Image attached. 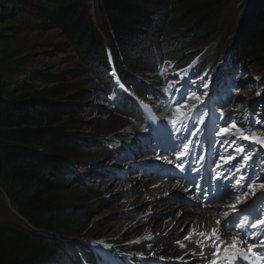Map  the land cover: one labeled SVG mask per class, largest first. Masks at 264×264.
I'll return each instance as SVG.
<instances>
[{"label": "trees", "instance_id": "16d2710c", "mask_svg": "<svg viewBox=\"0 0 264 264\" xmlns=\"http://www.w3.org/2000/svg\"><path fill=\"white\" fill-rule=\"evenodd\" d=\"M232 3L230 63L264 68V0H0V187L20 215L0 222V264H97L87 239L107 236L109 220L93 219L110 204L97 191L108 176L100 167L130 153L154 121L135 99L161 105L153 116L169 133L168 110L182 92L167 91L163 69L217 71ZM25 31L58 32L61 41L31 43ZM40 55H63L79 72L37 66ZM98 94L113 109L92 124L98 137H83Z\"/></svg>", "mask_w": 264, "mask_h": 264}, {"label": "rangeland", "instance_id": "374dc122", "mask_svg": "<svg viewBox=\"0 0 264 264\" xmlns=\"http://www.w3.org/2000/svg\"><path fill=\"white\" fill-rule=\"evenodd\" d=\"M235 9V3H232L230 12L227 14L228 19L221 30L224 33L219 36L224 51L220 47L215 54V60H220L218 65L220 68L217 72L182 76L179 71L170 66L165 68V77L183 92L175 101L183 98L184 103L177 104L174 101L173 105V108L179 107L180 111L175 112L171 109L169 114L170 123L181 121L180 127L172 124L171 131L173 133L168 136L162 132L158 124L154 125L155 129L156 127L158 129H153L145 136L137 137L136 145L130 154L107 165L109 175L100 183L97 191L105 199L107 198L110 204L103 208L93 221L109 220L107 224L108 234L106 237L87 239L99 253L102 264H116L117 249L124 244H128V246L132 244L129 256L134 259L139 258L141 261L143 260L141 257H146L151 263L170 264L179 259H184L185 262L189 259L190 255L184 240L187 238L188 226L177 231V227L173 229V226L166 230L160 227L153 231H146L145 226L152 222L159 225L158 221L166 217L158 214L153 207L163 208L164 206L165 208V205L171 204L168 200L172 195L167 198L165 195L158 196L155 190L161 184H172L181 178L190 180L191 174L193 173L195 176L196 172L194 173V171L197 166L202 164V159L196 158L202 157L210 146L211 140L203 136L207 130L206 123L199 124L198 122L192 126L188 119L196 111H199L198 115H202L205 114V109L208 107V110L211 109L217 113L219 115L216 117L218 129L231 118V121H234L243 131L255 129L259 137H264V68H255L249 61L234 66L229 64L231 48L234 45L233 33L236 29ZM24 20L17 21L15 25H21ZM22 37L31 43L40 39L49 40L50 43L61 41L58 32L38 35L34 32L30 34L25 31ZM35 63L37 66H42L52 72L67 73L68 70L79 72L77 62L73 61L70 64V60L63 55L55 60L40 55ZM239 68H241L240 71ZM96 96L92 97L89 108L82 116L84 126L81 133L83 137H98L92 124L98 119H105L106 113H110L112 110V105L110 106L108 100L97 99ZM146 107L145 110L153 109V105L150 103ZM130 128L131 124H128L122 131L127 132ZM190 130H197L195 137L189 135ZM185 136L188 137L187 140ZM237 137H239L238 140ZM197 139L199 140V147H193ZM229 139L236 140V144L231 146L228 143H223L229 150L233 151V148L240 145L244 147V153L234 152L236 158L244 162L242 157L247 154L248 161L256 167H260L264 172V145L244 141L243 135H240L235 129H232L229 136L221 133L222 141ZM190 152L193 158L191 161ZM176 155H179L180 159L185 162L183 171L176 167L178 163L175 158ZM189 162L192 163L195 170L188 168ZM77 166L81 167L82 164L74 165L73 168L78 170ZM187 169L188 171H186ZM145 180L148 182L144 183ZM3 190L4 188L0 187V191H2V195L0 194V222H6L10 219L8 211L20 216L13 205L9 204L11 199ZM196 192L195 186L192 187L187 194L188 198L194 199ZM186 198L184 197L179 205L184 209H195V207H188L183 203ZM195 205L197 206V204ZM172 229L173 234L170 235L169 231ZM118 239H120V243ZM147 240L150 243H144ZM147 246L149 247L147 248ZM187 264L189 263L187 262Z\"/></svg>", "mask_w": 264, "mask_h": 264}, {"label": "bare ground", "instance_id": "6f19581e", "mask_svg": "<svg viewBox=\"0 0 264 264\" xmlns=\"http://www.w3.org/2000/svg\"><path fill=\"white\" fill-rule=\"evenodd\" d=\"M225 55H226V53H225ZM198 66H199V64H198ZM97 96H101L103 99H106L102 95L98 94ZM97 96H96V98L99 99V97H97ZM135 96H137V93H135ZM144 99L147 100V97H144L142 100H144ZM106 100H108L110 102L109 104H110V106L112 105V109H113L112 99L109 98V99H106ZM160 106L161 105H159V104L156 105V106L153 105V109H151V110L150 109H146L145 110V115H146L145 117H148V119H150L152 117V115L156 111H158V108H160ZM140 135H142V136L147 135V129H144L142 133L138 134L135 137V139L133 140L134 146L130 147V150L134 149V147L136 145V138L139 137ZM130 153H128V154H130ZM121 158H122V156L118 157L117 161L120 160ZM113 162H115V161H113ZM108 164H106L105 167H104V165H101V167H100V169H102L104 167L105 168V172L107 174H108V171H109V168H107ZM68 168H70V167H68ZM146 182H148V181L145 180L144 183H146ZM150 182H152V181H150ZM206 185L207 184L205 182H203V184H201L200 188H204ZM145 187L148 188V186H145ZM190 188L191 187H190L189 184L181 182V180L175 181L172 184L171 183L161 184L155 190V192H156V194L158 196L159 195L160 196H164L165 195L166 198L169 195H172V197H170L169 200L167 199L171 204L170 205H165V208H164V206H163V208L153 207L155 209V211H157L158 214L165 215L166 217L162 218V220L158 221L159 225H156V223L152 222V223L147 224L145 227H146V231H150V230L153 231V230H155L157 228H160V227H162L163 229L166 230L170 226H173V229L177 227V229H176V231H177L179 229H182L184 226H188L187 238L186 239L184 238L185 239V245L187 246L188 254L189 255L190 254L195 255L197 260H198L197 264H202L201 260H202L203 256L207 254V251L206 250H202L199 247V237H200V235L206 236L205 233H201V232H208L210 230H215L216 232H220V233L221 232H225L226 231V226L224 224L218 225L217 221L221 217L224 218V215H225L226 211H229L228 218H230L232 213H233V211H232L231 207L228 206V204L231 203L230 201L223 202V201H221V198H219L218 196H214L212 194L209 195V196H207V195L203 196V198L206 199V202H205L206 203V207H204L202 204H198L197 203L198 201H193V203L197 204V206L202 205V208L201 209H196V208L195 209H184V207H182L179 204H180V202H182V199L184 197H187L188 190ZM137 191H138V189H137ZM255 197H261V195H256ZM9 204H11V203H9ZM231 206H233V205H231ZM253 212H255V210H252L249 213H253ZM253 216H254L255 220H257L260 217V214L259 213H255V214H253ZM173 229L169 231L170 235L173 234ZM242 233H244V230L241 231V241H242L243 246L238 248V251L241 252V253H244V256H245L248 253L247 244L249 242H251V241L243 239ZM224 235H226V233H224ZM212 236L215 237V239L212 240V241H215V242H225V241L229 240V238L224 237V236H220V235H217V234L216 235H212ZM253 239L255 241H259L261 239H264V233L259 235V236H257V237H255V238H253ZM189 240L192 241L191 244H190ZM262 246H264V245L257 244V247L255 249L261 248ZM222 252L227 253V251H225V250L222 251ZM98 256L100 257L99 253H98ZM225 259H227V258H225ZM115 260H118V262H116L117 264H130L131 263V259L130 258H127V257L123 256V258L120 259V256L117 255V254L115 255ZM214 260L216 261V264H227L228 263L227 260H224V258H221V257H218V256ZM243 262H244V260H243ZM243 262H242V264H243ZM141 263L144 264L145 261L142 260ZM175 263L184 264L185 260L184 259H179ZM210 264H212V262Z\"/></svg>", "mask_w": 264, "mask_h": 264}, {"label": "snow or ice", "instance_id": "6c2138e0", "mask_svg": "<svg viewBox=\"0 0 264 264\" xmlns=\"http://www.w3.org/2000/svg\"><path fill=\"white\" fill-rule=\"evenodd\" d=\"M176 103L177 104H182V103H184V99L182 98L180 100H177ZM176 111L179 112L180 111V108L177 107ZM221 115H223V114L221 113ZM232 129H235L237 132H240L241 131V128L238 127L237 124L234 121H231V118H229V120L228 121H225L224 122V125L220 127L219 132L222 133V134H224L225 136H229V134L231 133ZM196 131L197 130H190L189 131V135L195 137L196 136ZM185 139L187 140L188 137L185 136ZM236 139L238 140L239 137H237ZM243 140L244 141H249L251 143L258 144V145H264V137H257L256 136V130L255 129L252 130L251 134H245V135H243ZM189 143H191V141H189ZM221 143H228L231 146V145H235L236 144V140L229 139V140H226V141H222ZM193 147H199V140L198 139L196 141V144L193 145ZM235 151H239L240 153H244L245 150H244L243 145H240L237 148H233V153ZM249 151H252V150L249 149ZM175 158L178 161L176 167L179 168L181 171H183L184 170V167H185V162L180 159V156L179 155H176ZM189 158H190V161L193 159L192 156H191V152L189 153ZM196 159H203V157H198ZM229 159H235V156L233 154H230ZM242 159L243 160H248L247 154H244L243 157H242ZM238 164H239V161H237V164L236 165H233V167L236 168L237 171H239ZM187 166H188L189 169L195 170L193 168V165H192L191 162H189ZM241 179H244V177L242 176ZM236 183L239 184L240 183V180H236ZM253 183H255V180L250 181L248 183V185H247V188L243 191V195L245 197L248 196L249 193L251 192V187H252V184ZM241 187H243V186H241ZM205 191H206V189L200 191L201 197L204 196V192ZM252 195H255V193H252ZM237 199H239V196L237 197ZM225 215H227V213H225ZM217 223H219V221H217ZM241 223H243V222H241ZM259 225H264V219H259L258 218L255 223H252L251 224V228L252 229H256ZM213 232L215 233V230H213ZM242 236H243V239L250 240L251 241V242H249L247 244V251L249 253H252V254H258V253H254V249L257 247V244L264 245V239H261L259 241H255L253 239V237L250 236L248 233H242ZM253 236H254V234H253ZM237 246L238 245L235 242L232 244V247L233 248H236ZM219 250H220L219 247H217L216 251L219 252ZM215 254L216 253H214V255ZM212 264H216V261L213 260L212 261Z\"/></svg>", "mask_w": 264, "mask_h": 264}]
</instances>
